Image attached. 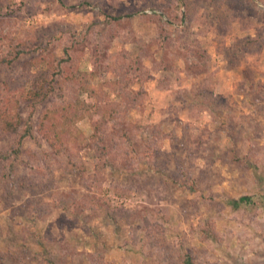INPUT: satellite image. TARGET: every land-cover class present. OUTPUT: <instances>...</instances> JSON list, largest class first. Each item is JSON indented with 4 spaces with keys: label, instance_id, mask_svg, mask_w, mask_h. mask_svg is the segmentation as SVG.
Here are the masks:
<instances>
[{
    "label": "rangeland",
    "instance_id": "1",
    "mask_svg": "<svg viewBox=\"0 0 264 264\" xmlns=\"http://www.w3.org/2000/svg\"><path fill=\"white\" fill-rule=\"evenodd\" d=\"M0 264H264V0H0Z\"/></svg>",
    "mask_w": 264,
    "mask_h": 264
},
{
    "label": "trees",
    "instance_id": "2",
    "mask_svg": "<svg viewBox=\"0 0 264 264\" xmlns=\"http://www.w3.org/2000/svg\"><path fill=\"white\" fill-rule=\"evenodd\" d=\"M110 15V14H108ZM111 16V15H110ZM113 19H118L120 16H111ZM41 92V91H40ZM40 92H37L40 94ZM248 197L247 196H240L239 198L233 200V204H238L242 201H245Z\"/></svg>",
    "mask_w": 264,
    "mask_h": 264
}]
</instances>
